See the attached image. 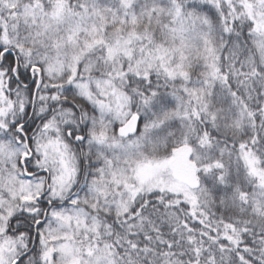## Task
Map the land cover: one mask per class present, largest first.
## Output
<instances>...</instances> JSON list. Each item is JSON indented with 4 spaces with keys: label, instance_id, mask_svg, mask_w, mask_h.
Listing matches in <instances>:
<instances>
[{
    "label": "snow or ice",
    "instance_id": "6c2138e0",
    "mask_svg": "<svg viewBox=\"0 0 264 264\" xmlns=\"http://www.w3.org/2000/svg\"><path fill=\"white\" fill-rule=\"evenodd\" d=\"M0 264H264V0H0Z\"/></svg>",
    "mask_w": 264,
    "mask_h": 264
}]
</instances>
